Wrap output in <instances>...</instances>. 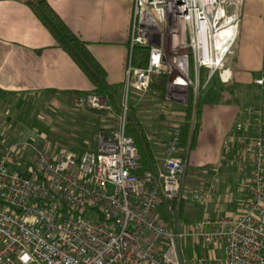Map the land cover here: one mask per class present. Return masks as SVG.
Masks as SVG:
<instances>
[{"label":"built area","instance_id":"built-area-1","mask_svg":"<svg viewBox=\"0 0 264 264\" xmlns=\"http://www.w3.org/2000/svg\"><path fill=\"white\" fill-rule=\"evenodd\" d=\"M239 4L133 0L118 129L94 133L79 152L54 156L43 139L26 136L0 156V264H184L181 244L188 238L211 247L197 264H264V120L255 106L238 111L213 168L231 167L247 179V199L233 214L180 227L196 99L214 75L229 82L224 67L237 38ZM137 48L148 49L142 66L133 64ZM159 76H166L170 103L186 109L192 97L188 146H181L182 126L172 128L156 172L138 176V150L124 132L128 93H148ZM252 85L261 97L264 71ZM73 108L113 111L95 94L77 96ZM21 149L32 155L22 156L25 164L15 157Z\"/></svg>","mask_w":264,"mask_h":264},{"label":"crops","instance_id":"crops-1","mask_svg":"<svg viewBox=\"0 0 264 264\" xmlns=\"http://www.w3.org/2000/svg\"><path fill=\"white\" fill-rule=\"evenodd\" d=\"M47 2L68 30L86 45L102 66L106 82L114 86L124 84L133 0ZM238 11L237 38L224 67L223 76L229 78V82L222 83L215 75L207 85L215 81L222 88L224 100L207 98V87L203 91L195 142L190 151L195 165L219 162L223 140L236 122L241 108L257 107L264 120V94L259 97L258 90L252 85L264 67V0H240ZM92 89L86 76L58 47L21 0H0V114L5 116L6 121L10 118V107L23 108L26 103L44 105L45 101H48L47 113L61 114L63 119H68L73 114L74 99L79 93L90 92ZM148 93H135L134 105L142 106L140 98L146 97ZM236 96L243 100L244 105H236ZM6 108L9 111H5ZM76 112L81 119L89 115L85 110ZM182 113L181 120L184 119V111ZM138 114L141 117L139 111ZM19 119L12 121L20 122ZM162 125L155 128L164 140L158 146L160 157L156 154L159 164L170 135V131L163 132L165 128ZM151 136L154 138L153 132ZM199 148L206 150V156L203 157L207 160L199 161L201 157L198 154L196 156ZM4 152H0V156ZM50 152L54 156L59 153L54 150Z\"/></svg>","mask_w":264,"mask_h":264},{"label":"rangeland","instance_id":"rangeland-1","mask_svg":"<svg viewBox=\"0 0 264 264\" xmlns=\"http://www.w3.org/2000/svg\"><path fill=\"white\" fill-rule=\"evenodd\" d=\"M115 88L118 93L122 94L124 100V84H117ZM222 92V88L218 87L215 81L205 90L207 98L216 100H224ZM133 99H136L135 93L129 90L127 101L130 103ZM140 99L142 106L138 105L141 108L137 105L135 107L138 109L137 112L139 111L150 135L153 132V144L157 156L160 157L161 152L158 146L164 140L161 138L160 131L155 128L159 124H163L162 126L165 128L163 132L167 133L174 127H181L184 119L181 120L180 116L183 114L182 111L185 112V109L173 105L166 99H159L152 91L146 97ZM44 103L47 104L48 101ZM46 104L37 106L36 104L29 105L26 103L23 108L10 107L11 112L8 115L10 118L7 121L5 116L0 114V152L7 151L9 146L14 142L21 141L26 135L43 139L49 151L54 150L57 153L63 150L79 152L81 147L89 143L91 136L98 129H118L122 115V112L118 114L114 111L112 113L87 111L89 115L81 119L76 112L77 110L73 108V114L69 115L68 119H63L61 114L47 113L48 107ZM236 105H244L243 100H240L238 96H236ZM5 111H9V108H6ZM19 118L21 119L20 122H24V124L12 121V119L18 120ZM74 122L75 125H73ZM206 153L204 148H199L196 153V156L198 154L201 157L199 161L208 159L203 157L206 156ZM191 155L192 153L189 154V166L182 184V196L186 203L184 218L180 227L186 229H190L203 218L215 219L219 216L237 212L239 205L243 204L248 197L247 188L249 187V181L244 180L241 175L237 174L236 169L223 167L216 172L213 168L218 162L212 165H195L191 160ZM22 156L26 159L32 158V155L26 150L17 151L15 157L24 164L26 159ZM221 159L222 151L218 160ZM205 166L209 167L203 168ZM195 196H201L202 198L197 200ZM181 247L184 253V264H197L195 258H200L203 252L208 253L211 249L210 246L202 245L190 238L184 240Z\"/></svg>","mask_w":264,"mask_h":264},{"label":"trees","instance_id":"trees-1","mask_svg":"<svg viewBox=\"0 0 264 264\" xmlns=\"http://www.w3.org/2000/svg\"><path fill=\"white\" fill-rule=\"evenodd\" d=\"M34 14L40 24L45 27L55 43L60 47L70 59L77 65L82 73L89 80L93 86L92 91L86 93H79L78 95L95 94L105 98L112 106L114 112L121 114V103L123 100L122 94L118 93L114 85H110L106 82V73L98 61L88 51L86 45L81 42L74 34H72L68 28L64 25L58 15L52 10L47 0H21ZM148 55L147 48H137L133 52V64L135 66H142L145 64L146 57ZM193 72V67L191 66ZM264 71V67H263ZM206 80V76L203 70H200L199 81L202 86ZM165 86L166 76H159L152 79L150 85V91H152L156 97L161 100H165ZM204 90H200V93L196 99V125L192 131V138L189 145V149L192 150L195 142V136L197 132V120L199 119L201 100ZM192 97L189 99V103L184 112V123L182 125V140L181 146L185 149L188 146V137L190 133V120L193 110ZM114 129H99L97 131H111ZM124 132L127 137L133 139L139 154V171L138 176H142L145 172H156V168L159 165V161L156 157L155 147L152 141L148 140L149 131L144 125L141 117L139 116L137 109L134 105V101L130 103L127 101V110L125 113V126ZM208 168L205 166L203 168ZM165 205H161V211L163 212L164 221L167 222L165 215ZM185 202L181 201L179 207L180 219L182 220L184 215Z\"/></svg>","mask_w":264,"mask_h":264},{"label":"bare ground","instance_id":"bare-ground-1","mask_svg":"<svg viewBox=\"0 0 264 264\" xmlns=\"http://www.w3.org/2000/svg\"><path fill=\"white\" fill-rule=\"evenodd\" d=\"M222 37L223 38L227 37V31L222 34Z\"/></svg>","mask_w":264,"mask_h":264}]
</instances>
